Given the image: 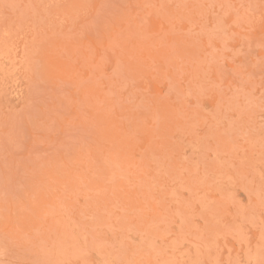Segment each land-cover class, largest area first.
I'll list each match as a JSON object with an SVG mask.
<instances>
[{"label": "rangeland", "instance_id": "rangeland-1", "mask_svg": "<svg viewBox=\"0 0 264 264\" xmlns=\"http://www.w3.org/2000/svg\"><path fill=\"white\" fill-rule=\"evenodd\" d=\"M0 264H264V0H0Z\"/></svg>", "mask_w": 264, "mask_h": 264}]
</instances>
